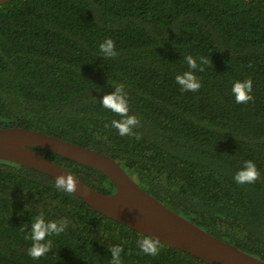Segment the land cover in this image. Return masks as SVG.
Listing matches in <instances>:
<instances>
[{
    "label": "trees",
    "instance_id": "16d2710c",
    "mask_svg": "<svg viewBox=\"0 0 264 264\" xmlns=\"http://www.w3.org/2000/svg\"><path fill=\"white\" fill-rule=\"evenodd\" d=\"M115 43L104 58L99 45ZM191 55L204 71L192 70ZM193 71L202 87L182 91L176 76ZM251 78L254 100L237 104L236 81ZM123 84L136 135L102 106ZM108 125V127H105ZM35 129L122 161L148 193L209 233L264 260V0H11L0 5V128ZM106 137V139H105ZM139 137V138H137ZM106 194L100 170L36 148ZM252 160L253 184L234 176ZM35 169L0 160V264H208L145 237L95 211ZM69 221L51 235L52 251L28 255L33 218ZM23 229V231L21 230Z\"/></svg>",
    "mask_w": 264,
    "mask_h": 264
},
{
    "label": "water",
    "instance_id": "95a60500",
    "mask_svg": "<svg viewBox=\"0 0 264 264\" xmlns=\"http://www.w3.org/2000/svg\"><path fill=\"white\" fill-rule=\"evenodd\" d=\"M8 1L11 0H0V5ZM36 148L102 171L114 183L115 192L106 194L87 185ZM0 160L27 166L54 180L60 175L71 174L77 182V190L73 193L95 211L208 264H264V260L170 209L143 189L129 175L122 161L97 149L35 129L11 126L0 128Z\"/></svg>",
    "mask_w": 264,
    "mask_h": 264
},
{
    "label": "clouds",
    "instance_id": "9594fccd",
    "mask_svg": "<svg viewBox=\"0 0 264 264\" xmlns=\"http://www.w3.org/2000/svg\"><path fill=\"white\" fill-rule=\"evenodd\" d=\"M99 52L104 58H111L118 55L115 50V43L111 38H106L99 45ZM184 59L190 69H198L201 72L204 71L203 65L208 63V60L204 57H200V65L197 64V60L191 55L186 56ZM176 83L185 92H198L202 87L193 71H187L183 75H177ZM124 87L123 84H120L115 87L116 91L114 93L104 95L102 106L121 117V119H113L111 121V127L116 129L120 136H132L136 135L133 129L140 125V121L136 116L129 115V102ZM252 89L253 81L251 78L243 82L236 81L232 87L235 102L237 104H247L249 101L254 100V97L251 95ZM105 127H108V125H105ZM259 178L260 173L252 160L244 161V167L234 176V180L238 185L253 184ZM54 186L56 189L67 193H73L77 190V182L71 174L57 177ZM68 224L69 221L67 219L46 221L43 214L34 217L31 224V231L24 237L26 240H31L32 242L31 247L28 249V255L38 260L42 256L50 253L52 251V240L47 239V237L53 234L59 235L63 233L68 227ZM21 230L23 231V229ZM159 245L160 240L150 236H145L137 242V246L141 252L150 256L159 255ZM110 250L112 252V259L109 264H122L121 253L123 252V248L120 246H112Z\"/></svg>",
    "mask_w": 264,
    "mask_h": 264
}]
</instances>
